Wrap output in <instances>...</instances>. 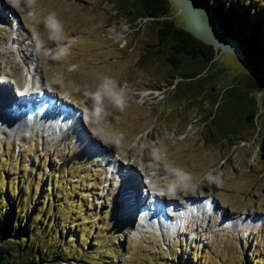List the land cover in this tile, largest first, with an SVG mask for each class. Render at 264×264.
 Wrapping results in <instances>:
<instances>
[{
  "label": "rangeland",
  "instance_id": "rangeland-1",
  "mask_svg": "<svg viewBox=\"0 0 264 264\" xmlns=\"http://www.w3.org/2000/svg\"><path fill=\"white\" fill-rule=\"evenodd\" d=\"M0 1L8 19L0 21V80L21 107L0 113V207L33 219L39 263L264 264L261 94L252 128L209 142V107L171 101L167 81L180 77L138 64L155 44L146 20L125 21L113 0ZM249 4L264 10V0ZM172 10L182 24L176 4ZM216 63L227 68L220 86L243 67L223 50ZM34 67L46 92L78 111L90 144L67 135L56 115L26 114L19 94ZM128 174L148 208L160 194L158 222L144 208L128 219Z\"/></svg>",
  "mask_w": 264,
  "mask_h": 264
},
{
  "label": "trees",
  "instance_id": "trees-1",
  "mask_svg": "<svg viewBox=\"0 0 264 264\" xmlns=\"http://www.w3.org/2000/svg\"><path fill=\"white\" fill-rule=\"evenodd\" d=\"M113 1L125 21L137 25V21L146 20L150 24L155 44L143 50L138 64L150 66L154 71L165 67L167 72L174 73L169 78L180 77L177 81H167V86L172 87L171 101L187 100L209 107L210 116L203 118L205 140L230 139L254 126L260 108L256 94L262 95L264 108L263 7L259 10L250 5L251 0H201L208 5L223 34L239 43L244 56L242 69L230 77V83L220 86L221 74L227 71L216 63L221 49L205 44L186 31L184 22L178 23L172 15L175 3ZM17 211L14 206L0 207V264H58V260L50 258L39 263V256H45L40 254L38 244L36 247L34 244L33 219L26 221L28 216Z\"/></svg>",
  "mask_w": 264,
  "mask_h": 264
},
{
  "label": "bare ground",
  "instance_id": "bare-ground-1",
  "mask_svg": "<svg viewBox=\"0 0 264 264\" xmlns=\"http://www.w3.org/2000/svg\"><path fill=\"white\" fill-rule=\"evenodd\" d=\"M4 10H5V7L3 6V4L1 3L0 1V21L1 22H7L8 19L6 18V16L4 15ZM5 20V21H4ZM28 76H29V82L28 83H23V89H24V94L21 93V97L22 99H24L25 101H30L29 98L30 97H35V93H37V91H34V87L38 90H40L42 88V83H39V79L40 76L37 75L36 73V67H34V71L33 72H30L28 73ZM39 76L38 78H36L37 80V84L36 86H34V83H33V80H31L33 77H37ZM6 81V80H5ZM41 84V85H40ZM1 90H0V113L3 112V113H7V111L9 113H13V111L17 114V112L19 113L21 111V107H19L20 105V102L17 101L16 98H14V95L11 94V87H10V84L9 82H3V85L2 87H0ZM8 90V91H7ZM43 92H46V89L44 88V91ZM24 100H22V102H25ZM35 103H31V110L33 111V114L36 115L37 118H40L42 115H45L46 114H52V115H55V114H58L59 117H61V120H64L66 118H69L72 111L75 112V119L79 116H78V111L72 109L69 107V109H66L65 107H62V106H58L56 105L54 102H53V98L52 96L48 95L46 96L43 100L42 99H36L34 101ZM17 105V106H16ZM12 106H16L15 108L12 109ZM57 110V112H55ZM25 111V110H24ZM67 114H64L66 113ZM62 113V114H60ZM23 113L20 114V116H22ZM27 116V115H26ZM33 116V115H32ZM7 117V116H6ZM31 118V116H29ZM35 117V116H34ZM35 117V118H36ZM57 126V125H56ZM80 133V137H79V140L83 141V142H87L88 141V138L87 136L84 135V130L83 128L80 129L78 127V123H76L74 125V127H71V130L67 131L66 134L67 135H72L73 137L77 135V133ZM88 144H90V141H88ZM98 152V151H97ZM104 153H102L103 155ZM108 160H110L109 158L105 161L107 162ZM115 161V160H114ZM113 163V162H111ZM119 169V168H118ZM128 177L126 176H122L121 178V181L123 183V192H126L123 199L124 201L126 202L125 205L127 206V208L129 209L130 207V210H129V213H128V219H130L132 216H134V211H137V210H141L144 208V213L147 214L146 210L149 212H152L155 214V217L157 219V222H158V218H157V212L156 210L159 211V213L161 212L162 210V207H163V202L160 201V194H154L155 196V199L152 201V204L154 205L153 208H148V205L147 203H142L139 201L138 197H137V191H138V188L140 185L137 186V178L136 177H133L132 174H128ZM146 178L149 180V179H152V175L147 173L146 174ZM131 181V182H130ZM125 183V184H124ZM140 184H142L144 187H145V182L142 181L140 182ZM148 186V184H147ZM153 187V186H152ZM141 188V187H140ZM145 189V188H144ZM153 189V188H152ZM128 192V194H127ZM192 207V206H191ZM134 209V210H133ZM133 210V212H132ZM138 215V214H137ZM150 220V219H149Z\"/></svg>",
  "mask_w": 264,
  "mask_h": 264
},
{
  "label": "water",
  "instance_id": "water-1",
  "mask_svg": "<svg viewBox=\"0 0 264 264\" xmlns=\"http://www.w3.org/2000/svg\"><path fill=\"white\" fill-rule=\"evenodd\" d=\"M175 3L182 13L184 29L205 44L213 45L239 60L243 52L239 43L224 35L207 4L201 0H168Z\"/></svg>",
  "mask_w": 264,
  "mask_h": 264
}]
</instances>
